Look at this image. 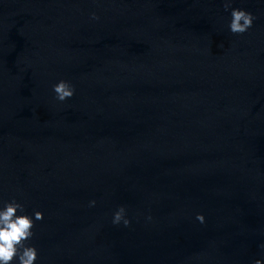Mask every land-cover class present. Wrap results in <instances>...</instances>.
I'll use <instances>...</instances> for the list:
<instances>
[{"label": "water", "instance_id": "1", "mask_svg": "<svg viewBox=\"0 0 264 264\" xmlns=\"http://www.w3.org/2000/svg\"><path fill=\"white\" fill-rule=\"evenodd\" d=\"M232 6L248 32L222 0H0V200L44 213L38 264L264 256V3Z\"/></svg>", "mask_w": 264, "mask_h": 264}, {"label": "clouds", "instance_id": "2", "mask_svg": "<svg viewBox=\"0 0 264 264\" xmlns=\"http://www.w3.org/2000/svg\"><path fill=\"white\" fill-rule=\"evenodd\" d=\"M223 8L229 12L230 19L228 30L233 34H244L248 32L257 17L253 12L241 7H233L234 0H222ZM264 3V0H260ZM91 18L98 20L99 17L92 13ZM55 98L64 102L75 95V87L69 81L59 80L52 86ZM96 205L95 200L89 202L90 207ZM44 219V213L40 210L28 212L24 204L15 197L9 200H0V264H38L39 249L34 243L35 227L38 221ZM146 222H151V215L146 216ZM196 219L204 223V216L198 214ZM113 224H123L128 227L131 219L126 209L121 206L112 215ZM259 248L264 249V242L259 243ZM252 264H264V256L256 258Z\"/></svg>", "mask_w": 264, "mask_h": 264}]
</instances>
